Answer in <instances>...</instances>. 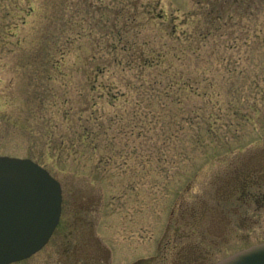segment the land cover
I'll return each instance as SVG.
<instances>
[{"label":"rangeland","instance_id":"rangeland-1","mask_svg":"<svg viewBox=\"0 0 264 264\" xmlns=\"http://www.w3.org/2000/svg\"><path fill=\"white\" fill-rule=\"evenodd\" d=\"M236 1L205 37L194 0H0V156L46 169L112 264L264 242V0Z\"/></svg>","mask_w":264,"mask_h":264},{"label":"water","instance_id":"water-1","mask_svg":"<svg viewBox=\"0 0 264 264\" xmlns=\"http://www.w3.org/2000/svg\"><path fill=\"white\" fill-rule=\"evenodd\" d=\"M62 190L27 158L0 156V264L25 260L48 241L58 224ZM214 264H264V242Z\"/></svg>","mask_w":264,"mask_h":264},{"label":"flooded vegetation","instance_id":"flooded-vegetation-1","mask_svg":"<svg viewBox=\"0 0 264 264\" xmlns=\"http://www.w3.org/2000/svg\"><path fill=\"white\" fill-rule=\"evenodd\" d=\"M62 211L63 210L61 209L57 226L54 228L47 243L40 250L42 251L46 248V246L53 240L56 249L54 252L47 253L48 255L42 258L43 264H112V260L114 259L112 258V253L110 249L103 244V241L97 236V234H95L93 219L89 218L87 215L85 216V214H80V212H77L76 210H73L68 216L63 217ZM173 243L176 244L175 241ZM168 244H171V241L164 244V250L170 248V245ZM174 247L176 248V245H174ZM185 248L173 249L175 254L173 257L171 256L172 258H170L168 262H166L168 259L167 256H162L160 257L161 259L159 258L160 260L158 263L204 264L200 255H198V257L190 256L189 247L187 246V250ZM86 249V256H82L81 254ZM150 259L151 260H147V262H143V259L135 260L130 264H148L154 258ZM197 259L198 262L195 263Z\"/></svg>","mask_w":264,"mask_h":264},{"label":"trees","instance_id":"trees-1","mask_svg":"<svg viewBox=\"0 0 264 264\" xmlns=\"http://www.w3.org/2000/svg\"><path fill=\"white\" fill-rule=\"evenodd\" d=\"M195 4L198 5V9L196 10L197 13H201L204 16V23L206 28L205 37L214 35L215 33H218L221 29L222 26L228 24H231L233 26L237 25L236 22H234V16H239L240 18H243L242 13L243 10L240 7H238V3L236 0H206L205 2H202V0H194ZM232 3L233 6H236V8L233 11V14H227L225 15V4L227 3ZM231 5V4H230ZM33 11V10H31ZM65 11V10H64ZM61 10H54L51 11V16L50 21L48 22V25H46V28L44 29L45 31V37L43 39V45L42 48L44 47H50V42L55 44L56 41L52 40L53 37H56V32H55V25L56 21L61 17V15L64 13ZM196 14V13H195ZM197 15V14H196ZM55 18V20H54ZM228 18L229 21L224 22V19ZM226 23V24H225ZM242 23V21L240 22ZM203 24V22H202ZM150 63L148 66H152V60H149Z\"/></svg>","mask_w":264,"mask_h":264}]
</instances>
